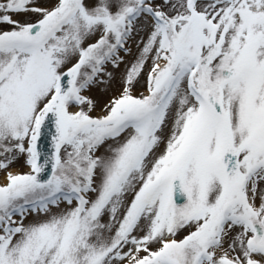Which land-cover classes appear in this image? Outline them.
<instances>
[{"label":"snow or ice","instance_id":"6c2138e0","mask_svg":"<svg viewBox=\"0 0 264 264\" xmlns=\"http://www.w3.org/2000/svg\"><path fill=\"white\" fill-rule=\"evenodd\" d=\"M0 174V264H264V0H0Z\"/></svg>","mask_w":264,"mask_h":264},{"label":"rangeland","instance_id":"374dc122","mask_svg":"<svg viewBox=\"0 0 264 264\" xmlns=\"http://www.w3.org/2000/svg\"><path fill=\"white\" fill-rule=\"evenodd\" d=\"M129 46L132 47V54L129 56H126V61H128V62L132 61L134 59L136 53H137V48L135 47L134 43H130ZM125 67H126V64L121 65V68L119 69V71L115 73V79H114L113 84H112V91L109 92V94H108L109 96L113 95V94H118L120 86H121L120 77L123 75ZM143 84H144V79L142 77L141 81H140V86H138L135 89L137 94L144 91V88L142 86ZM107 98H108V96H99L100 103L102 104L103 102H106ZM99 112H100V108H97L96 114H99ZM12 171L23 172V171H27V168L23 166V162L21 161L19 164L13 166ZM1 177H2V174H0V179H1ZM105 219H107V218H105Z\"/></svg>","mask_w":264,"mask_h":264},{"label":"water","instance_id":"95a60500","mask_svg":"<svg viewBox=\"0 0 264 264\" xmlns=\"http://www.w3.org/2000/svg\"><path fill=\"white\" fill-rule=\"evenodd\" d=\"M41 148L45 152H51V149H52L51 138H50V135H48L47 130L45 132L44 137L42 138ZM48 174H50V173H48ZM48 174H46V175H48Z\"/></svg>","mask_w":264,"mask_h":264},{"label":"bare ground","instance_id":"6f19581e","mask_svg":"<svg viewBox=\"0 0 264 264\" xmlns=\"http://www.w3.org/2000/svg\"><path fill=\"white\" fill-rule=\"evenodd\" d=\"M1 179H2V177H1Z\"/></svg>","mask_w":264,"mask_h":264}]
</instances>
